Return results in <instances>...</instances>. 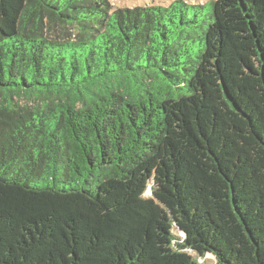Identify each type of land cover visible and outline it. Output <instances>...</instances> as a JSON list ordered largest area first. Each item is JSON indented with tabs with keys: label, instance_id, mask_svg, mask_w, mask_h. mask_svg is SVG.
I'll return each instance as SVG.
<instances>
[{
	"label": "trees",
	"instance_id": "obj_1",
	"mask_svg": "<svg viewBox=\"0 0 264 264\" xmlns=\"http://www.w3.org/2000/svg\"><path fill=\"white\" fill-rule=\"evenodd\" d=\"M264 264V0H0V264Z\"/></svg>",
	"mask_w": 264,
	"mask_h": 264
},
{
	"label": "rangeland",
	"instance_id": "obj_2",
	"mask_svg": "<svg viewBox=\"0 0 264 264\" xmlns=\"http://www.w3.org/2000/svg\"><path fill=\"white\" fill-rule=\"evenodd\" d=\"M111 5L116 8H129L133 9L135 7H147L151 5H162L168 6L172 1L175 0H108ZM190 5H209L214 0H183ZM189 254L195 259L199 260L200 264H218L216 258L212 254H206L203 258H199L195 253L189 251Z\"/></svg>",
	"mask_w": 264,
	"mask_h": 264
}]
</instances>
